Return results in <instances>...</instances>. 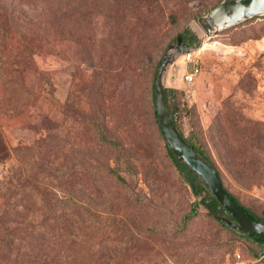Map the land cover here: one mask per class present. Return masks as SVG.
Returning a JSON list of instances; mask_svg holds the SVG:
<instances>
[{
	"label": "rangeland",
	"instance_id": "obj_1",
	"mask_svg": "<svg viewBox=\"0 0 264 264\" xmlns=\"http://www.w3.org/2000/svg\"><path fill=\"white\" fill-rule=\"evenodd\" d=\"M3 1L24 8L18 0ZM110 1L102 8H84L78 0L72 1L70 35H56L51 44L53 54L33 55L36 70L24 76L34 91L31 102L18 115H0L2 138L13 148L31 146L42 133H48L46 140L53 146L68 144L76 151L78 144L85 142L89 155L103 159L107 154L96 148L91 131L102 129L108 138L129 145L131 150L126 147L109 153L123 167L119 173L126 186L109 180L97 182L103 211L110 198H117L123 205L118 217L124 216L121 218L128 225L138 222L142 227L140 233H134L135 247L132 242L126 244L121 264H261L263 250L221 228L203 206H197L193 216L182 222L195 196L157 134L151 94L154 68L170 40L185 28L191 30L198 37L191 47L200 70L188 83L184 74L191 63H185L182 54L171 62L165 74L171 108L184 136L202 143L228 190L260 214L264 209V19L254 18L207 36L197 18L218 0ZM129 4L138 5V17L130 10L119 11ZM82 9L87 14L84 19ZM86 20L91 22L87 27ZM127 21L130 23L124 25ZM84 32L89 42L80 44L78 37ZM38 75L46 78L45 83L40 82L51 89L54 105ZM131 85L135 108L126 114L123 104ZM130 137L133 141L128 144ZM129 155L132 167H124ZM241 159L245 162L242 168L237 165ZM18 164L13 153L5 166L0 164V184L4 167L15 172ZM29 164L30 160L26 175ZM90 197V211L94 212L98 200ZM26 213L27 219L35 217L29 209ZM102 213L106 214L103 225H114L110 212ZM29 223L36 226L31 220ZM121 229L122 241L128 230L123 225ZM26 243L27 252H50L41 244L34 247L32 240ZM64 252L71 253L72 264L88 263L86 252L79 247Z\"/></svg>",
	"mask_w": 264,
	"mask_h": 264
},
{
	"label": "trees",
	"instance_id": "obj_2",
	"mask_svg": "<svg viewBox=\"0 0 264 264\" xmlns=\"http://www.w3.org/2000/svg\"><path fill=\"white\" fill-rule=\"evenodd\" d=\"M18 1L23 3L24 8L21 9L20 6V9H16L12 2L0 0V115L6 117L18 115L29 106L34 91L25 83L24 76L36 70L33 55L53 54L52 42L57 40L56 35H70L71 27L69 24L74 14L72 12L73 0ZM78 1L84 8H102L109 2V0ZM111 1L112 3L115 2V0ZM220 1L215 2L212 8ZM85 3L90 6L85 5ZM112 6L114 4H111L110 8ZM125 10H130L133 13L132 16L138 17L137 4H129L126 8L121 7L119 9L122 13ZM81 11L80 15L84 19V16L87 15L86 10L82 9ZM254 18L264 19V15L252 17L224 30L239 26ZM90 23L86 20L85 27L89 26ZM129 23L130 21H127L124 25ZM154 23L155 21L152 22V24ZM78 41L80 44L89 42L86 32L79 35ZM197 41V35L185 28L176 33L170 40V44L187 43L193 47ZM157 66H155L154 72H156ZM154 77L155 73L153 79H155ZM37 80L45 88L43 85L44 80H46L44 75H38ZM46 91L48 92V100L54 105L55 99L51 89H46ZM133 94V85H131L128 93L129 99L127 98L123 104L126 114L135 108ZM151 99L153 121L157 134L163 142L167 155L178 172L188 182L195 196L193 207L182 218V222L191 218L196 207L201 205L221 228L254 242L264 252V245L261 244L262 239L259 236L239 234L220 220L221 217L233 218L206 190L200 176L186 163L177 160L165 139L154 106L153 85ZM165 99L174 123L183 134L177 122V116L171 108L166 87ZM125 120L128 125L132 126L126 118ZM124 131L127 135L129 134L127 127L124 128ZM91 132H94L96 148L107 154L106 159L89 155L90 149L85 142L78 144L77 152L71 149L68 144L53 146L46 140L48 133H42L41 137L37 138V142L31 146L17 145L11 148L7 146L0 133V164L5 166V162L12 153L19 162L15 172H10L12 167H4V180L0 184V264H72L71 253L64 251H74L78 247L86 252L88 258L86 264H121L122 256L126 253L124 251L126 244L132 242L135 247L134 233L136 234L135 231L140 233L138 230L142 227L138 225V222L128 225L121 218L124 216L118 217V214H121L118 212V208L123 207L119 199L110 198L108 204L106 203L107 210L105 211L110 212L109 216L114 225L109 228L103 225L106 214L102 213L105 211H103L104 206H102L100 183H97L109 180L126 186L125 178L119 173L123 167H120V163L116 161V158L114 160V157H111L109 153L116 149L119 152L126 147L129 150L131 148L125 142H117V140L108 138L102 129ZM184 137L193 149L215 167L224 189L231 198L253 218L264 224V209L261 210L260 214H256L244 206L225 186L217 166L207 156L202 143ZM131 141H133L131 137L128 138V144ZM87 155H89L88 158ZM28 160H30V164L28 175H26L24 171L27 170ZM127 160L124 167L130 166L131 155ZM237 165L240 168L244 167V160H238ZM90 188L93 191H90ZM93 195L98 201L93 200L95 210L91 212L88 201ZM129 205L126 204V206ZM27 209L35 217L27 219ZM131 214L134 215V213ZM30 220L36 225L35 227L29 223ZM122 225L125 226L128 233L123 234L121 241L119 237L122 235ZM102 234L110 236L102 238ZM28 239L35 243L34 247L38 248L41 244L50 252L42 255L33 254L31 249L27 252L26 242ZM21 248L24 250L22 253L20 252ZM263 263L264 257L261 259V264Z\"/></svg>",
	"mask_w": 264,
	"mask_h": 264
},
{
	"label": "water",
	"instance_id": "obj_3",
	"mask_svg": "<svg viewBox=\"0 0 264 264\" xmlns=\"http://www.w3.org/2000/svg\"><path fill=\"white\" fill-rule=\"evenodd\" d=\"M261 15H264V0H221L205 14L200 15L197 22L205 35L212 36L226 28ZM191 49L192 47L187 43H172L167 47L157 66L153 88L158 123L177 160L186 163L200 176L206 190L233 218L221 217L220 220L239 234L259 236L262 239L261 244L264 245V224L253 218L231 198L224 189L215 167L190 146L174 123L168 109L165 99L167 68L179 55Z\"/></svg>",
	"mask_w": 264,
	"mask_h": 264
},
{
	"label": "built area",
	"instance_id": "obj_4",
	"mask_svg": "<svg viewBox=\"0 0 264 264\" xmlns=\"http://www.w3.org/2000/svg\"><path fill=\"white\" fill-rule=\"evenodd\" d=\"M195 52L196 51L192 48L191 50L186 51L182 54L185 63H191L190 70L186 71V73L184 74V79L188 83H191L195 80L200 70L198 61L194 56Z\"/></svg>",
	"mask_w": 264,
	"mask_h": 264
}]
</instances>
